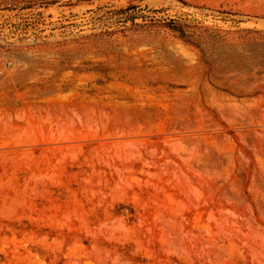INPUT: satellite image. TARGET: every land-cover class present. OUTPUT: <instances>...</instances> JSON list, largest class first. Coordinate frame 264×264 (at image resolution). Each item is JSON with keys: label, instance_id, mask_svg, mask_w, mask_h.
<instances>
[{"label": "rangeland", "instance_id": "obj_1", "mask_svg": "<svg viewBox=\"0 0 264 264\" xmlns=\"http://www.w3.org/2000/svg\"><path fill=\"white\" fill-rule=\"evenodd\" d=\"M0 264H264V0H0Z\"/></svg>", "mask_w": 264, "mask_h": 264}, {"label": "trees", "instance_id": "obj_2", "mask_svg": "<svg viewBox=\"0 0 264 264\" xmlns=\"http://www.w3.org/2000/svg\"><path fill=\"white\" fill-rule=\"evenodd\" d=\"M165 26L169 27L172 31L178 33L181 38H184L185 40L194 43L193 40H191L190 38V34L188 33L186 24L176 19H171L169 22L165 23Z\"/></svg>", "mask_w": 264, "mask_h": 264}, {"label": "bare ground", "instance_id": "obj_3", "mask_svg": "<svg viewBox=\"0 0 264 264\" xmlns=\"http://www.w3.org/2000/svg\"><path fill=\"white\" fill-rule=\"evenodd\" d=\"M98 102V101H97ZM111 103V102H110ZM258 103V102H257ZM106 104V103H105ZM108 104V103H107ZM104 105V104H103ZM110 105V104H109ZM116 108V107H115ZM179 110H180V108H179ZM183 110V109H182ZM125 111V110H124ZM140 112V111H139ZM165 112V111H164ZM180 112H181V110H180ZM157 113V112H156ZM182 113V112H181ZM130 114V113H129ZM151 115H152V113H150ZM135 115V114H134ZM141 115V114H140ZM203 115V114H202ZM160 116V115H159ZM106 117V116H105ZM140 117H142V115L140 116ZM149 117H150V115H149ZM152 117V116H151ZM157 117V116H156ZM135 117H133V119H134ZM153 118H154V116H153ZM150 119V118H149ZM160 119H163V117L161 118L160 117ZM121 120V119H120ZM127 120V119H126ZM151 120V119H150ZM122 121V120H121ZM136 121H137V118H136ZM123 123V122H122Z\"/></svg>", "mask_w": 264, "mask_h": 264}]
</instances>
